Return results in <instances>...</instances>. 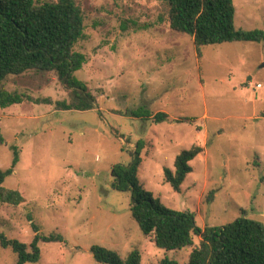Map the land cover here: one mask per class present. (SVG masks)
Returning a JSON list of instances; mask_svg holds the SVG:
<instances>
[{"label":"rangeland","instance_id":"1","mask_svg":"<svg viewBox=\"0 0 264 264\" xmlns=\"http://www.w3.org/2000/svg\"><path fill=\"white\" fill-rule=\"evenodd\" d=\"M75 2L84 37L74 51L87 61L73 77L94 109L59 110L57 102L72 98L54 73L30 71L0 84L40 101L0 108V171L11 169L17 150L3 186L25 198L17 207L0 205V233L29 246L31 216L41 235L60 236L38 244L34 264H97L92 247L121 259L137 249L141 264H187L199 238L179 251L156 248L131 217L130 193L111 187L113 167L128 165L139 141V184L162 205L193 212L199 228L243 215L264 229V41L207 45L198 57L191 37L169 29L165 0ZM233 4L236 29L264 32V0ZM140 108L168 117L140 121L130 115ZM192 146L203 151L175 192L163 169L173 170L175 156ZM16 261L0 246V264Z\"/></svg>","mask_w":264,"mask_h":264},{"label":"trees","instance_id":"2","mask_svg":"<svg viewBox=\"0 0 264 264\" xmlns=\"http://www.w3.org/2000/svg\"><path fill=\"white\" fill-rule=\"evenodd\" d=\"M169 29L186 34L193 40L198 57L207 45L264 41V32L244 31L234 26L233 0H165ZM83 14L75 0H0V84L8 76L26 72L54 73L58 81L71 92V102H57L62 111H89L94 109V99L85 86L73 77L87 58L74 51L83 39ZM30 97L0 90V108L19 104ZM138 120H152L158 124L167 119L163 112L153 114L145 108L132 111ZM188 121L187 119L183 120ZM5 141L0 132V147ZM144 142L135 144L128 165H117L111 171L113 190L130 193L129 211L140 232L151 237L154 246L165 251H179L193 245V236L199 238L187 264H264V229L262 225L243 215L219 227L196 226L195 214L189 210L165 207L145 191L138 181ZM200 146L181 151L173 161V170L163 169L164 183L173 191L180 187L191 173L190 162L202 153ZM17 163V150L11 169L0 171V205L17 207L25 202L18 190L4 188L6 177ZM31 222L34 237L29 246L10 240L0 233V246L10 248L17 257L16 264H34L40 259V242H58V235L43 236ZM97 264H141L137 249L121 259L116 253L102 247H92ZM160 264H178L163 259Z\"/></svg>","mask_w":264,"mask_h":264},{"label":"crops","instance_id":"3","mask_svg":"<svg viewBox=\"0 0 264 264\" xmlns=\"http://www.w3.org/2000/svg\"><path fill=\"white\" fill-rule=\"evenodd\" d=\"M154 114H155V113H154ZM140 121H143V120H140ZM145 121H149V120H145ZM152 122H153V121H152ZM153 123H154V122H153ZM154 124H156V123H154ZM177 155H178V154H177ZM177 155H176V156H177ZM176 156H175V157H176Z\"/></svg>","mask_w":264,"mask_h":264},{"label":"water","instance_id":"4","mask_svg":"<svg viewBox=\"0 0 264 264\" xmlns=\"http://www.w3.org/2000/svg\"><path fill=\"white\" fill-rule=\"evenodd\" d=\"M261 67H264V64H262V66Z\"/></svg>","mask_w":264,"mask_h":264},{"label":"built area","instance_id":"5","mask_svg":"<svg viewBox=\"0 0 264 264\" xmlns=\"http://www.w3.org/2000/svg\"><path fill=\"white\" fill-rule=\"evenodd\" d=\"M257 87H260V85H257Z\"/></svg>","mask_w":264,"mask_h":264}]
</instances>
